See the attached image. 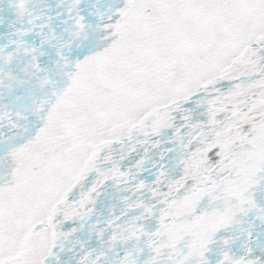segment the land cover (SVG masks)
<instances>
[{"label":"snow or ice","instance_id":"6c2138e0","mask_svg":"<svg viewBox=\"0 0 264 264\" xmlns=\"http://www.w3.org/2000/svg\"><path fill=\"white\" fill-rule=\"evenodd\" d=\"M0 264H264V0H0Z\"/></svg>","mask_w":264,"mask_h":264}]
</instances>
